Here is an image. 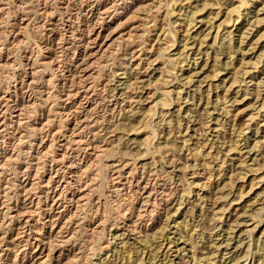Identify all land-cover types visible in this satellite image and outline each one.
Instances as JSON below:
<instances>
[{
	"label": "bare ground",
	"instance_id": "obj_1",
	"mask_svg": "<svg viewBox=\"0 0 264 264\" xmlns=\"http://www.w3.org/2000/svg\"><path fill=\"white\" fill-rule=\"evenodd\" d=\"M39 1L45 3L44 7L41 10V13L42 14L47 13L48 15L51 16V18H53L52 16H53V14H55L54 13L55 10L48 9V7H47V1L48 0H37L36 2L38 3ZM57 1H59V0H57ZM257 1L258 0H179V1L178 0H172L171 1L172 3L168 2V9L165 10V14L163 13L164 14V17H163L164 22H162L163 24L166 23V25H168V22L166 21L167 17H169V15L173 16L177 11L176 10L177 8L175 9V7H174L175 5H180L182 7V9L185 8L184 7L185 5L191 7L190 11L186 12L187 14L185 13L186 17L184 16V19H183L184 22L182 21L183 22L182 25L184 26V29L183 30L181 29L182 32H180V34L181 33L182 34L180 36L181 37L180 41H182L183 43H181L179 45L182 47L181 48L179 47L178 48L179 51L177 52L178 54L173 55V57H172L175 59V64L177 63V65H174L171 69H165V67L162 68L163 65H162V67H161V65L156 66L152 70L157 69L156 71H159L158 77L156 76V77H154V79H152L153 77L149 78V76H148L149 79H147L145 77L147 79V80H145L140 75L142 73V71H140V69H139L141 66L140 65L141 61H142L141 59H140L141 61L136 62V64L135 65L133 64V66H128V64H130V63H126V64L124 63V65L121 66V69H123V71L119 72V73H122L120 76L121 78L119 80H121V79L123 80L120 83L124 84V86L118 90V91H120V93H118V91H117L115 94L113 93L112 95L114 97H116L117 93L120 94L118 96L121 100H119V98L117 99V97H116L115 98L116 99L115 105H118V107H119V109L117 108L118 114L121 115L122 111H125V114L122 118H119V119L116 118L115 120H113V119L109 118L108 123L105 125H103V123L101 125H99L100 123L98 121V117L91 118V117H93V116H91L92 113L96 111L98 104H99L98 103L99 101H94V99H95L94 98V94H95L94 77L96 75L95 74L96 70L94 69L93 66H95L97 63H100V62L102 64V60H103L104 55H106V52H108L112 48H114L115 45L117 43H119L120 41H123V40L133 41L134 38L139 37V35H141V33L138 34L139 29H141L140 26H141V24H144V23H138V24L131 25L130 29H128L126 31H121L118 35H115V33L118 30L119 26L122 25L124 22L128 23L130 21H133L134 19L136 20L138 18L137 16H138L139 12H142V13L150 12L151 9L154 6H156L157 3L162 2L161 0H152V1L149 0L148 2L141 0L138 4L136 2V4H137L136 6L133 5L134 8L130 7L129 9H127L126 7H122L123 9H121V10H119V8L116 5H114L113 1H112L113 4L111 2H109V3H111L110 6H109V4L107 6L105 3L102 4V3L96 2L92 6L90 5L92 7L93 11L91 12V17L88 15L89 16L88 18L86 16L80 15V13L83 12L82 8H81L82 5L80 7L79 6L77 7V8H80V11H76L74 13H73V11L72 12L67 11L68 9H65L64 11H63V9H60L61 17H59V19H58L59 22L58 21L49 22L51 24V26L46 28V29H50V31L52 32L51 35H53V37L51 36L49 41L43 40V42H44L43 46L40 44H37V47L39 46V48H41V49H44V47H45L47 54H48L47 56H45L46 58L43 60H40L41 62H39L40 64H38V66L39 65L42 66L41 69L37 70L36 65H35L39 61L40 57L34 59V61L32 60L33 61L32 64L29 62L24 63V66H26V68H28V67L31 68V71H28L29 69L25 70L26 69L25 68L20 73L21 75H18V78H20V80H19L20 85L18 86L19 83L15 84V86H14L15 89H12V90H10V88L6 87L5 91H3V93L0 94V136L4 135V133L5 134L11 133V135L13 136L14 130H17L18 133L21 132V136L24 135L23 130H24V132H25V130H30V131L32 130L33 132L35 131V133L36 132L41 133L43 131L45 132L46 130L49 129V127H47V126L50 123V116H47L46 120H42L41 117L39 118V116H42V113H41V115H38V111H39L37 109V104H39V103H37L38 100H37V98H34V96L32 95L33 93H30V95L28 93L30 91L33 92V89L37 86L36 84L39 83V80L37 79V76H36L37 71H39V70H45L46 71L49 69H50V71H55L56 69H57L56 71H58V70L62 71L63 70L64 72L62 73L61 77H63V75L67 73L64 76L63 84L66 85V82H67L66 80L68 79V81H70L69 88L67 91H65V92L63 91V93L60 91V93H57L55 97H57L59 105L61 103H63L62 109H65L70 104H71V107L69 108V110L66 113L62 112L63 110L57 111V113H60L63 116L65 115L66 116L65 118H67V119H73L74 125H72L71 128H68L67 127L68 125L66 126L69 129L70 134H66L64 132V129L62 130L60 128L53 130L52 135L54 136L55 139H57L56 137L59 135H64V138H62L61 142L59 143L60 146L58 148L61 150V152H59V153L55 152L56 148L54 147V143H50V142H49V144H47L48 147L44 151H43V149H41V151L45 154H48L47 152H49V151H53L52 154H54V152H55L54 156L53 155L52 156L54 157L55 160H57V162L60 161L62 163L67 161L66 157H67V155H69V154L66 155L65 149L72 147V145H76V147L78 149L82 148L86 152L88 151V149L101 150L97 154L93 153L95 155V158L94 159L92 158L93 160H91V159L89 160L90 162H88V163H90V165H92V163H94L95 160L98 159V156H100V154L103 152L105 153V155L107 157L110 156L111 158L113 157L112 155L120 153L122 156H124V161L126 160L125 157L129 158V160L127 159L128 161H130V158L134 159V160L132 159L133 162H128L127 160H126V162H123V159L121 162V161H119V160H121V158L119 160H117L119 162H117L115 160H114V162L109 161V163L104 161L103 165H104V168L107 167L110 170L111 169L113 170L112 177H111V179H109V181H112L111 182L112 185H110V184L108 185V186H111L110 189L112 191H115L118 193V192H122V191H119L121 189L129 190L128 192H130L132 195H136L139 199V202H141L140 205L138 206V208H137V206L134 208L131 207L132 209H129V208L124 209L123 208L120 212V214H121L120 219H118L117 222L115 221L116 222L115 227L125 228L129 232L132 231L133 234L138 235L139 245L130 244V245L126 246L127 241L122 240L120 242H123L122 244L125 247H123V248H121V247L118 248V246L113 247L114 254L113 253L109 254V253L104 251L105 252L104 255L103 256L101 255L99 257L100 260L96 264H116L115 263L116 258L113 259V256H112V255H114V257H115L116 254H119V257H120L119 260H122V261H120L122 264H171L172 262H174V264H185V263L186 264H205V262H209V261H210L209 263H212V260L214 259L212 257V255H216L215 252L214 253L211 252L212 253L211 254L210 251L206 249L208 247V245L199 247V246H197V243L199 241H203L205 243L212 242V240H209V239L210 238L212 239V237H213L211 229L214 228L213 227L214 225H212L209 220L214 221V219H216L217 221H220V222L225 221L224 220V217H225L224 213H225L226 209H228V208H226V206L223 204L220 207H218V209H217L216 208L217 206L215 207V205L218 202L217 199H220L223 196L222 190L228 185H232V187H233L234 183H235L233 176H232L234 173L232 175L229 174V176L227 175V177L226 176L224 177V174L226 173V172L224 173V170H225L224 163H226L225 159H227L226 156H229L230 153L235 151V152L239 153L238 158L241 160L240 162L242 164H245L244 162H245L246 158L243 157L244 153L242 154V151H241L242 149L239 150V147H238L239 145L236 144L238 139H235L234 142L229 143V148L225 152H223L224 149L222 150L223 147L221 145V142L219 145L218 133H217V137L215 139L213 137L211 139H210V137H208L207 129H209V128L212 129V124H210V121L212 119L210 118L209 109H207V107H204V108L202 107L203 108L202 111H198L200 109L191 110L192 109L191 107H189L187 109L189 112L190 111L192 113L194 112V114L192 116L193 119L190 117V120L192 119V121H193V126H194V124L195 125L199 124V125L196 127L195 126L192 127L190 129V131H192L191 133L187 132L188 128L190 127V125L189 126L187 125V130L185 131L184 134H182V132H183V129L181 127V120L182 119L178 116V114H180V111L182 108V105H181V100H182L181 90L182 89L180 90L179 88L176 89L174 87L170 88V87L166 86V89H163V90L160 89L162 91L161 95H163V98L159 97V99H158V97H157V100H155L156 97L155 98L153 97L155 92L150 94L151 90L147 91L149 88L146 90V87H148L151 84L154 85V83L156 84L157 81L162 80L161 82H164L163 81L165 79L164 77H168V76L163 75L164 72H169V74H170V71H172L174 69H175V71H177L176 68L179 70H183L185 62L188 65L187 59H190V56L192 55V53H197V51H198V53L201 54L202 52H204V54H206V57H205L206 62L204 61V64H205V66L206 65L211 66L210 67L211 68L210 74H212V77L213 76L217 77V75L222 70L221 68L223 66H225V65H228V67L230 66L231 71H229V72L231 74L229 75L230 78L228 80V82L229 81L230 82L227 85L224 84V82L226 81L225 79H227V77L225 76L226 78L223 77L221 79V81L217 82L216 84H213L212 81L209 82L208 87L205 89L203 88L204 90L201 88V86H198L193 91V95L191 97L192 101H193V105L198 104L197 100H199L201 102L203 100L202 104L205 103L204 105H209L211 102H213L214 105L212 104V106L214 109L217 110L218 105L220 104L219 105V106H221L220 111L222 110L223 114L226 117H224L225 119L223 122H221V120H219V118H217L216 122H215L216 125L213 122V124H214L213 128L216 126L215 131H219V133H220L222 131L221 129L223 127L225 128L226 124H229L232 126L233 132H237L238 133V134L236 133L237 135L241 134V132H243V130H244L243 126L246 125L247 123L246 124L245 123L240 124V123L236 122V120H237L236 118L238 117L237 115H239V113L241 111H244L246 109H251L253 106L255 108V105L259 104V103H256L259 101V99H262V102L259 101L261 104V107H258L259 109H257L258 112L255 114V117H256V115H259L261 113L260 110H262L264 108V97L261 96V92H262L261 88L262 87L260 88L261 85H264V81H261L264 78L259 80V81L254 82L255 87H253L254 89H253L252 94H251V96L253 95L252 98L246 100V102H247L246 106H244L242 108H239V106H237L234 109L235 112H232V110H231L233 108L232 103L230 102L231 104L230 103L228 104L227 102H229L230 100H232L233 103H235L237 101L238 102L242 101L243 99H245V96H247L246 94L249 93L248 91H250V89L244 90V93L242 92V94H241V95H243L244 98L239 99L237 96L240 95L239 89H241V88H238L235 91V96L234 97L232 96L233 99H230V98H228V95H225V91H224V95L220 94L218 88L221 87L220 86L221 84L222 85L224 84V86H227L226 88L224 87L226 92H229L230 89L233 90L235 88L236 82L238 84V82H240V81L242 82V80L245 81V78H243V79L239 78V76L243 77V73H244V71H243L244 69L241 70L240 65H239L240 64L239 61L240 60L242 61V56L235 63L234 58H233V53L238 51V50H240V53H242V50H244L241 43L244 41V38L246 37L244 32H246L247 28L245 29V31L242 30L244 27V24L241 27H239V30L241 31V35L239 37L238 43H234L235 41L232 42L233 41V35H231V34L233 31H232V29L231 30L227 29L223 34L225 35L224 37H228V40L223 41L221 44H219L218 47H219V49H222V50H221V52H219V50L216 51V53H214V55H213L214 56L213 58L211 57L210 52L207 49L208 47L206 49L203 48V49H205V51H203L201 47L203 46V43H206L205 41H206L207 37L209 36L211 29L214 28L213 19L218 15V12H219V11H217V12L214 11L215 8H213V6L219 4L218 5L219 8H220V6L224 7L223 8L224 12L222 13V15H224V17L219 23H217V30H216V33H215L214 38H213L214 42H215V41H217L216 39H217V36L219 35L220 28L223 25L222 23H224L225 25H228L232 20H235V19H232L233 16L230 17L231 13L237 14V20H238V18L243 14L240 7L241 8L243 7L247 10V8L249 9V7L251 6V4H252L251 2L256 3ZM236 2H238V3L235 4ZM75 4H77V3H75ZM160 4H157V6ZM162 4H163V2H162ZM157 6H156V8H157L156 10H158V12H156V13H160L159 12L160 9H158L159 7H157ZM186 8H188V7H186ZM3 10L0 7V12L3 13ZM27 10H25V11L27 12ZM35 10H37V12L40 11L38 9H35ZM203 10H205V11L203 12ZM216 10H218V9H216ZM85 12H86V10H85ZM87 12H88V10H87ZM112 12H113V14H112ZM179 12H180V10H179ZM119 13H126V16H125L126 18L124 20L122 19L123 21H119V23L116 22V25L112 27V25H110L109 23L115 17H117V15H119ZM228 13H229V15H228ZM178 14L179 13H176V15H178ZM245 14L247 15V14H249V12L246 11ZM27 15L28 14H25L24 16H22V18H21V20H19V22L16 21V22H13L12 24L10 23V25L12 26L11 30L17 29L15 31L16 32L15 39L13 40V41H15V43H22V40L23 41L26 40L25 38H24L25 40L22 39L21 35H23L25 30H27V28L30 25L29 23L31 21H28L23 25L20 23L25 22L27 19L28 20L31 19L30 16H27ZM82 15H83V13H82ZM157 16L158 15H155L153 17V19H155ZM139 17H140V15H139ZM49 18L47 19V21L49 20ZM153 19H152V21H155ZM52 21H54V20H52ZM198 22H201L203 25H206V26H204V28H201L202 27L201 26L202 24H201V25L196 27ZM259 22H260V20H259ZM0 23H1V19H0ZM60 24H62V26H63L62 30L59 27ZM163 24L160 27L158 26L157 30L159 28H160V30L156 32V37L158 39H161L160 37L162 35L163 36L165 35V37L162 39L163 40L166 39V40L163 41L161 39L162 42L161 43L159 42L160 45L158 44L159 46L156 47L155 51L152 52V55L154 53L156 54V55H154V57H152V59H151V55H148V56L145 55V58H147L145 60V63L148 64L147 67L144 66L145 71L148 69L149 66H151V64L153 65L154 63H156L157 59L158 60L159 59L160 60L165 59V58L162 59L161 57H164L163 55L166 56L165 53H167L168 50H170V49H168V47H169L168 43L172 44V41L168 42V41H170L169 40L170 37H169V39L167 38L168 35H171L172 37H174V42L176 40H178L177 36L179 34L176 35V33H175L176 30L173 31L170 28H167V26L165 28V26ZM233 24H234V21H233L232 25ZM41 25L43 26L42 22H41ZM182 25H181V27H182ZM194 27H196V28L194 29V31L191 32V29ZM42 28H44V26ZM155 28H156V26H155ZM223 28H225V27H223ZM102 29H108V32L106 34H104V38H103L104 41H101V43L98 44L99 37L102 36V34H103ZM2 30L7 31L6 28H5V30H4V28ZM3 31H2V33H3ZM137 31H138V33H137ZM8 32L7 33L5 32V34H8ZM86 33H87V36H86ZM258 33H261V32H258ZM262 36H264V32H263V34H259V36H257V39H255L256 40L255 43H257L258 39H260ZM0 38H1V36H0ZM190 38H192L193 40ZM109 39H111V41H109L107 43V41ZM155 40H157V39H155ZM189 40H192L191 41L192 44L190 43ZM174 42H173V44H175ZM197 42H199V47H198V49H196L197 51L194 52L195 51L194 50V47H195L194 44H196ZM96 43H97L98 47L95 49L94 45ZM133 43H134V41H133ZM153 44L150 46L152 47ZM207 44H209V43H207ZM212 44L213 43H211V45ZM248 44H249V49H252L256 46V44L253 45V42H248ZM3 45H5V44H3ZM3 45L0 44V54L3 53V47H4ZM54 45H57L58 48H60V53H67L68 51L74 49V52H73L74 55L82 54L81 61L76 65L77 68L75 66L73 67L72 66L73 64L71 65V67L68 65L69 63L67 65H65V62L63 61L65 58L63 60H60L59 59L60 57L58 58V55H57L58 53L56 54L54 51ZM134 46L135 47L132 50V52H133L132 58H130L132 60L138 59L141 57L140 53H138V52H141V48L136 46V45H134ZM170 46H172V45H170ZM151 47H148V48H151ZM261 47H264V45ZM191 49H192V51L189 52ZM8 50H9V48H8ZM223 50H225V51L223 52ZM111 51H113V50H111ZM150 51H151V49L146 48L145 51L144 52L142 51V52L144 55V54H148L147 52H150ZM169 53H170V51H169ZM220 53L226 57V59L223 63H222L221 58H220V56H221ZM174 54H176V53H174ZM260 54H261L260 56L264 55V49L261 50ZM7 56L8 55H6V59L4 58L5 59L4 61H2V62L0 61L1 68L2 67L8 68L12 64L9 61L10 58H8ZM167 56H169V55H167ZM171 56H169V57H171ZM169 57H167L168 60H169ZM194 57H195V55H194ZM210 57H211V60L209 59ZM19 58L21 59V57H19ZM195 58L193 60L197 59V58L196 59ZM14 60H15V58H14ZM27 60H29V59H27ZM70 60H72V59H70ZM191 60H192V57H191ZM212 60L214 61L212 64L208 62V61H212ZM22 61H23V59L21 61H18L19 63H21L20 66H22V64H23ZM171 62H173V61H171ZM162 63L164 64L163 61H162ZM159 64H161V63H159ZM189 64H191V61ZM219 65H221V66H219ZM11 66H13V65H11ZM20 66L14 65L15 68H18ZM132 67H134V70H132ZM65 71H67V72H65ZM116 71H118V70H116ZM175 71H174V73H175ZM190 71H192V67H191V69L189 68V70L187 72H190ZM13 72H14L13 76L16 75V77H14V79L16 81L17 80V74L15 71H13ZM133 72H134V74H132ZM177 73H178V71H177ZM196 73L194 71V72H191V74L186 75L185 72H181V75L184 79H186V83L189 82V84H190L193 76ZM206 73L208 74L209 72L207 71ZM241 73H242V75H240ZM23 74H24V76H23ZM157 74H158V72H157ZM51 75L47 79L44 78L43 79L44 81H41V82L42 83L44 82L48 85L52 84L53 83V77ZM134 75H136V76H134ZM152 75H154V74H152ZM174 75H176V73ZM181 75H179V76H181ZM177 76H178V74H177ZM24 77H27V78L25 79ZM140 77L143 79H140ZM108 80H109L108 81V83H109L112 79H108ZM201 80H203V78ZM140 82H141V84H139ZM163 84H165V82ZM24 85H26V88ZM140 87H143V88L140 89ZM150 87H153V86L151 85ZM144 88H145V92H148L147 95L146 94H145L146 96H144V94L139 95V89L143 90ZM106 89H107V87H106ZM116 89H117V86L112 85L110 87L109 91L115 92ZM157 89H158V85H157ZM42 91L44 92L45 89ZM137 91H138V93H136V95H133V93L137 92ZM196 93L197 94L199 93L198 98L196 97L197 96ZM172 94H175L176 96L173 97ZM227 94H229V93H227ZM212 95H216L215 100H213L214 98L212 99ZM25 96L30 97V99L27 98L28 99L27 100L26 98H24ZM143 96H144V98H143ZM168 96H169V98H168ZM170 96H171V98H170ZM151 97L154 98L151 100V102L154 100H155V102H152V104L151 103L149 104L148 101H150V100H148V99H151ZM48 99H49V94L45 97L44 100L48 101ZM253 99H255V101H253ZM110 100H111V98H110ZM146 100H147L146 104L148 103L149 106H146V105L143 106L142 105V103L145 102ZM175 100L177 101V106H178V113L176 115L177 117H176V121H175L176 125L172 124V122H173L172 118H168L171 115V114H169V108H170L171 104H173V101H175ZM126 101L129 104L128 107L123 106V104L126 103ZM134 102H136V104H139V106L138 105H137L138 107L134 106V104H133ZM191 104H192V102H191ZM59 105H57V106H59ZM159 105H160V108L158 109L159 120L156 121L155 123L154 122L148 123L149 121L144 122L143 118L145 116H147L148 114L154 113L153 112L154 106H155V108H157L156 106H159ZM228 107H230V108H228ZM105 109H107V108H105ZM155 112L157 113L156 109H155ZM230 115H231V117H230ZM253 115L254 114H252L250 112L248 115L249 118L247 117L246 119H248V120L252 119ZM69 116L71 118H69ZM113 116H115V115L113 114ZM152 116H153V114H152ZM32 117H33V121H35V122L30 123L29 120H31ZM149 117H151V115ZM146 119H148V118H146ZM146 119H145V121H146ZM229 121H232V122L229 123ZM259 122H263L261 124V126H263V129H262L263 135H262V138L258 137L259 139H256L253 141L255 143H253L254 145L252 144L253 145L252 148L255 149L257 146H259L260 152H259V150L257 152H259V155L261 154V158L257 154L258 156L257 157L255 156V158H254V160H255L254 164L250 165L249 168L247 167L249 165L245 164V165H247L246 169L250 172L249 175L247 174L248 173L247 171H244L241 173V170H243L242 168L244 165H240V166H242V168L238 172L239 173L238 177L240 179H242V182L238 184V187L236 186V193L233 195L234 197L231 199L232 200L231 204L233 203L234 205H236L235 206L236 208L234 207L236 210L238 209V207H237L238 204H242L241 208H239V209H243L244 213L247 212L248 209L246 207H247V205H249L246 203V201H250L253 197L256 199V197L258 198V196H260L264 192V184H262L260 189H258V191L255 193V195L253 197L246 199V197L248 195H251L249 193H253L254 191H256L255 189H256V186L258 185L259 181L264 180V116L262 118V121H258L257 124ZM164 126H165V128L163 129ZM217 126H220V127H217ZM10 127L13 128L11 131H10ZM166 127L168 130H166ZM260 127L258 126L257 130H256L258 134H259ZM164 131H165V133L162 134V132H164ZM32 134H34V133H32ZM88 134H90V137L88 136ZM102 134H106V136L104 137V136H102ZM111 135L112 136L115 135L116 137L111 139L109 137ZM187 135H189V136L187 137ZM87 136L89 137L88 139L85 138ZM197 136H199L198 139L201 138V140H200L201 142L198 144L199 141L196 140V142L194 141L195 142L194 144H190L191 143L190 140L192 138L194 139ZM19 137H20V134H19ZM108 137L111 140L110 139L108 140ZM42 139L43 138L41 137V140ZM42 141H43V143H41ZM42 141L40 142L41 144H39V145L41 147L43 146V148H44L45 146L43 144H44L45 140H42ZM97 141H102L104 144H106V143L111 144V147L110 146H109V148L108 147H102L104 145H100ZM133 143H134L135 147L130 148L129 146H131V144H133ZM120 145H122V146L127 145V146H125L126 147L125 149H122V148L120 149ZM74 150H75V148H74ZM237 150H239V151H237ZM76 151H78V150L76 149ZM156 152H158L157 154L160 155L159 161H158V159L156 160V157L154 155H152L151 161H149L150 160V158H149V160H148L149 162L148 161L141 162L140 166L142 169V171H141L142 174L140 175V178H136V176L138 177V175H139V172H138V175H135L137 173V170L139 169V166L137 165L136 159H139L140 157H145V156L147 157V155L149 153L154 154ZM38 155H40V154H38ZM84 155H85V153H84ZM70 157H73V156H70ZM5 158H6V160H8L10 158V156L8 155ZM88 158H89V156L87 157V160H88ZM70 159L71 158L68 159L69 162H67V165H66V167H68V169H69L67 181H61V180L59 181V178H58V181H56L58 175L55 173L56 172L55 171L54 172L55 174L54 173L50 174L44 181H33L31 183V185H28L29 184L28 180L30 178V174L25 173L26 176H25L24 181H23L24 183L21 182L19 184L20 188L23 191V193L20 195L21 197L16 196L17 198L15 199V204H11V205L6 206L8 209V212H9L8 215L10 217V220L16 221V223L14 225H16V224H18V225L15 227L16 228V232H15L16 234L12 238L8 237L9 240H6V236H5L6 234L2 235L0 233L1 234V236H0V251H1L0 252V261H2V260L4 261V259H5L4 256H6L10 253H13V252L15 253V258H16V256L18 257V254L21 251V250H19V248L21 247V245H23L22 242L24 241V244L29 245L32 248H33V243H35V248H33L32 252L36 251L37 249L41 250L39 252V254L36 256V262L34 264H45V263L49 264V262H52V261H53L52 263L55 262V264H74V263H78V260H80V259L84 260L83 263H88L89 259H88V257H86V258L83 257L82 250L77 249L78 250L77 252H74L72 255H70L69 253H65L64 248H63L67 245V243L70 241V239L73 238L72 236L76 235V234L72 235L73 232L71 233V222L77 217H78L77 219H82V220L88 219L87 214L83 213L84 215L79 216L80 215L79 211H82L83 208L86 205H88L89 200L92 198V197L90 198V196L92 193L91 187L93 186V181H88V182L84 181L85 185L83 186L82 181H73V180L71 181V180H69V179H74V178L78 177V174H77L78 173V167L81 166L79 163L80 161L75 162V160H74L75 158H73L72 160H70ZM82 159H84V158H82ZM182 159H184V160L182 161ZM1 161H0V169H2V167L5 165L4 163L6 162V161L5 162L4 161L1 162ZM96 162H98V161H96ZM139 163L140 162H138V164ZM167 164L172 165V168H174V170H175V168H178L176 166L179 165L180 168H178V169L180 170V172L179 173L175 172V174H171L170 170H168L166 168ZM87 165H89V164H87ZM103 165L101 164V166H103ZM130 165H132V166H130ZM150 165H152V167H154V168L151 167V169H146V167H148ZM94 166H95V163H94ZM101 166L100 167L98 166V167L101 168ZM85 167L87 168L88 166H85ZM85 167L83 166L82 168L84 169ZM128 167L130 168L129 170H127ZM62 169H64V167H62ZM244 169H245V167H244ZM159 170H161V173H159ZM171 170H173V169H171ZM126 171H127V175H125ZM151 171H153V172H151ZM145 173H147V174H145ZM162 174H165L168 177L167 179H170V180L176 182L175 186H174V190H173V193H174L173 198H175L178 195L179 199H177V200H179V201L176 202L177 207L175 208V211H178V209L181 207V205H183V203L186 201L187 197H193L194 199H192V198L187 199L188 202H187L186 206L188 204H191V205H188L186 213L189 212L191 216L193 215L192 217H195V216L199 217V219H197V220L195 219V223H197V224L193 223L192 225H190V223L188 224L187 222L186 223L184 222V224H183V223H181L182 221H176V218H172L173 221L175 222L174 224H177L176 228H178L177 234L179 236L178 237L176 236V238H171V235L169 234L170 235L169 236L168 232H165L166 228H168L167 226L169 225V219L171 217V214H169L170 211L168 210L166 205L164 206V209H163L164 210L163 214H165V218H164L165 220L164 221H161V220L160 221L159 220L154 221L153 222L154 224L149 228L147 227V224L149 225V223H151L150 221L147 222L146 224H143V225L141 224V222L143 220H146V217L149 216V214L153 212L152 211L153 207L155 206V204L158 201V195L163 194L166 191L165 189H161L162 188L161 183H160V186H157V182L160 180L159 178ZM188 174H190V175H188ZM147 175H150V176H147ZM151 175H153V177H151ZM1 176L2 175H1V171H0V178H2ZM95 176H97V175H95ZM175 176L178 177L177 180H175ZM142 177H143V179L140 182V179ZM61 178H64V177H61ZM133 179L137 180L135 184L133 183L134 182ZM214 179H216V180H214ZM219 179H220V181H219ZM162 180H164L163 177H162ZM212 181L214 183L217 182L218 189H216V190L219 191L220 193H222V195H220V193H219V195H217L214 200H213L212 195H211ZM38 183H40V184L42 183V185L39 184L37 186ZM221 183H223V184H221ZM162 184H163V187H165L166 183L164 182ZM102 186H101V188H102ZM134 186H136L135 189H134ZM96 187H97V185H96ZM170 187H171V185H170ZM232 187H231V189H232ZM35 188H39V189H38V192H35L36 195L33 198L32 197V191ZM98 190H97V192H98ZM201 190H203V191H201ZM1 191L2 190L0 189V194L2 193ZM67 192H69L71 194V196H68L69 199L67 198V195H66ZM107 195H106V198H108V196H110V195H108V196ZM119 196H121V195H119ZM50 197L51 198L53 197V200H52L53 202H51L50 203L51 205L47 208V209H49V211L47 210L49 212L48 216L46 217L47 219L44 222H41V224L43 226H39L36 228L35 227L36 225H34L32 222V220H34L35 214L37 213L36 208L33 207V204H34L33 200H35V198H36V199H40V201L41 200L46 201ZM12 198H13V196H12ZM103 198H105V197H103ZM97 199H99V198H97ZM209 200L211 201V205H209V207H206L207 201H209ZM69 201H71V202H69ZM114 201L116 202V200H114ZM253 202H254V200H253ZM253 202H251V204ZM99 203H100V201L98 200L97 201L98 206L96 209L94 207V209L96 210L95 211L96 214H98L100 212L101 220L99 222H97V224L94 227H92V230L95 229L96 231L97 230H99V231L103 230L104 231V229H106L105 221L107 219H106V216L103 214V212L99 211L100 209H102V203L103 202L100 203L101 205ZM72 204H73V206L71 207ZM212 204H214V207L212 209H210L211 208L210 206H212ZM104 206H107V205H104ZM3 207H4V205H3ZM40 207L41 206L38 207L39 210H40ZM229 207H230V205H229ZM42 208H43V206H42ZM43 209H45V208H43ZM120 209H121V207H120ZM199 209H200V212L198 211L199 212L198 214H194V212H195L194 210H199ZM256 210H257V208H256ZM0 212H2V211H0ZM82 212H85V211H82ZM172 212H173V210H172ZM239 212L240 211H238L236 213V214H238L237 217L230 224H228L227 228L225 227L227 233H229L230 231L233 232V228H235V227H233V225H234L233 223L240 222V221H238V217L242 213L239 214ZM95 213H94V215H95ZM37 214H39V213H37ZM41 214H42V212H41ZM132 215L136 216L135 220H132V218H131ZM252 215L254 216L253 218H255L257 216L256 212H253ZM216 216H218V217H216ZM250 216H251V214H250ZM126 217H128L130 222H125V220H122V218H126ZM214 217H216V218H214ZM62 218L65 219V220H62L64 222H61ZM0 219H2V218H0ZM186 219H188V218H186ZM261 219L262 218L260 217V220ZM6 220H9V218ZM138 220H139V222H138ZM5 221L2 220L0 222H5ZM41 221H42V219H41ZM196 221H198V222H196ZM208 221L211 225L208 224ZM78 222H80V221L78 220ZM119 222H122L123 225L122 224L120 225ZM161 222H164V223H161ZM191 222H193V221H191ZM258 222H260V221H258ZM45 223H48V227H50L49 230H47L45 228V226H46ZM140 224L142 225V227L138 229L136 225L140 226ZM156 224H157V226L155 228L154 226ZM2 225H4V224L2 223ZM188 225H190L189 229H188ZM0 226H1V224H0ZM1 227H0V231H2ZM78 227H79V225H78ZM44 228L46 231L42 232ZM98 228H100V229H98ZM5 231H7V230H5ZM74 231H76V230H74ZM117 233L118 232H115L114 234L117 235ZM122 233H124V232L119 233L120 236ZM101 234H103V232ZM128 234H130V233H128ZM195 234H199V235H197L198 237L200 236L199 240L195 239ZM116 235H113V236H116ZM186 236H188V237H186ZM206 237H208L207 241H206ZM181 238H184V240L180 241V242H183L184 244H188L187 241H190L189 242L190 243L189 252H191V253L189 255L190 256L189 260H187L185 263H183L182 261L184 260L185 257H188V255L185 256L184 254H186V253H182V252L187 248L184 245H179L178 241ZM259 238H257V243L259 242L258 241ZM228 239H231V238H228ZM3 242H5L4 244H6L5 248H3L1 246ZM213 242H214V240H213ZM109 244H111V243L108 242L102 248L111 247V246H109ZM171 244L173 245V247H175V248H173L174 251L176 252L175 254H177V256L175 258L171 257V255H172V252H170L172 250ZM229 244H230V241H228L226 245L228 246ZM241 244H243V243L242 242L239 243L238 246ZM250 244L248 245L249 248L251 247ZM201 245H203V244L201 243ZM220 245H221V243H219L218 246H220ZM56 246L61 247V249L59 248L60 249L59 254L55 259L54 255L52 256V250H54V248ZM24 248L23 249L20 248V249L23 250L22 252H24V256H26L28 253L26 250H24ZM257 248L258 249L255 252L256 255L258 256L257 259L259 261V263L257 262V264H264V244H263V246H260ZM247 250H249V249H246V252L243 253L244 254L243 256H239L237 254H234L235 256H233V258L231 259L232 264H250V262L247 263V259L249 258ZM250 251L251 250H249L248 252H250ZM108 252H109V250H108ZM241 252H243V251H241ZM230 256H232V255H230ZM59 257H61V258H59ZM111 257H112V259H111ZM53 258H54V260H53ZM176 258H178L179 261L176 262L175 261ZM211 258H212V260H211ZM240 260H241V262H239ZM223 263H224V261L221 262L220 264H223ZM3 264H6V262H3Z\"/></svg>",
	"mask_w": 264,
	"mask_h": 264
},
{
	"label": "rangeland",
	"instance_id": "obj_2",
	"mask_svg": "<svg viewBox=\"0 0 264 264\" xmlns=\"http://www.w3.org/2000/svg\"><path fill=\"white\" fill-rule=\"evenodd\" d=\"M37 0H0V7L2 8V10H3V13L2 12H0V19H1V23H0V36H1V38H0V44H5V45H3L4 47H3V53L2 54H0V61L2 62V61H4L5 59H6V55H8L7 57L8 58H10V62L12 63L11 65H13V66H9L8 68L7 67H2L1 68V66H0V94L1 93H3V91H5V89H6V87H8V88H10V90H12V89H15L14 88V86H15V84H17V83H19V80H20V78H18V75H21L20 73L26 68V66H24V63H27V62H29V63H31L32 64V62L34 61V59H36V58H38V57H40V59H39V61L35 64L36 65V69L38 70V69H41V67L42 66H38V64H40L39 62H41L40 60H43V59H45L46 57L45 56H47L48 54H47V51H46V49H45V47H44V49H41V48H39V46L37 47V44H40V45H44V42H43V40H47V41H49L50 40V37L52 36L53 37V35H51L52 34V32L50 31V29H46V28H48V27H50L51 26V24L49 23V22H56V21H58L59 22V17H61V14H60V9H63V11L65 10V9H68L67 11H70V12H72L73 11V13L74 12H76V11H80V8H77L78 6L80 7L81 5L83 6H81V8H82V11L83 12H81L80 13V15L81 16H86L87 18L90 16L91 17V12L93 11V9H92V5L93 4H95L96 2H98V3H102V4H106L107 6H108V4H109V6H110V4L112 3V1H113V3H114V5H116L118 8H119V10H121V9H123L122 7H126L127 9H129L130 7H132V8H134V6H136L140 1L139 0H59V1H57V0H48L47 1V7H48V9H50V10H55V14H53V18H51V16L50 15H48L47 13H41V10H42V8L44 7V5H45V3H43V2H41V1H39L38 3L36 2ZM56 1V2H55ZM76 1V2H75ZM79 3H78V2ZM82 1V2H81ZM95 1V2H94ZM103 1V2H102ZM119 1V2H118ZM121 1V2H120ZM139 1V2H138ZM142 1H149V0H142ZM152 1V0H151ZM162 2H163V4H162V2H160V3H157V4H160V5H158L157 6V4H156V6L157 7H159L158 9H160V13H156V12H158V10H156L157 8H156V6H154L152 9H151V11L150 12H147V13H142V12H139L138 13V18L135 20H133V21H130V22H128V23H123L122 25H120L119 26V28H118V30L116 31V33H115V35H118L121 31H126V30H128V29H130L131 28V25H134V24H138V23H144V24H141V26H140V28L141 29H139V33H138V31H137V33L138 34H140L141 33V35H139V37H136V38H134V43H133V41H129V40H123V41H120L119 43H117L116 45H115V47L114 48H112L111 50H113V51H108V52H106V55H104V57H103V60H102V64H101V62L100 63H97L95 66H93L94 67V69L96 70V75H95V77H94V88H95V94H94V98L96 99H94V101H99L98 103V107H97V109H96V111L95 112H93L92 113V115L91 116H93V117H91V118H94V117H98V121H99V125H101L102 123H103V125H105V124H107L108 123V119L109 118H111V119H113V120H115L116 118H122L123 116H124V114H125V111H122V113H121V115L120 114H118L117 112V108L119 109V107H118V105H115V101H116V97H117V99L119 98V96L118 95H120V94H118V93H120V91H118L120 88H122L123 86H124V84H122V83H120L121 81H123L122 79L121 80H119L121 77V74L122 73H119V72H121V71H123V69H121V66L122 65H124V63L126 64V63H130V64H128V66H133V64L135 65L136 64V62H139V61H141V66H140V71H142V73L140 74L141 75V77H143L145 80H147V79H149V78H152V79H154V77H158V75H159V71H156V70H152L154 67H156V66H160L161 65V67H162V65H163V67L162 68H164L165 67V69H171L174 65H177V63L175 64V59L174 58H172L173 57V55H177L178 53V51H179V47L181 48L182 46H179L181 43H183L182 41H180V39H181V34H180V32H182L181 31V29L183 30L184 29V26L182 25V23L184 22L183 21V19H184V16L186 17V12H189L190 11V9H191V7L190 6H187V5H185L184 7L185 8H183L182 9V7L180 6V5H175L174 7H175V9L177 10L176 11V13H179L178 15H176V13L173 15V16H171V15H169V17H167V19H166V21L168 22V25H166V23H162V22H164L163 21V17H164V14H165V10H167L168 9V2L170 3L172 0H161ZM179 1V0H178ZM7 2V3H6ZM93 2V3H92ZM108 2V3H107ZM109 2H111V3H109ZM136 2H137V4H136ZM56 3V4H55ZM75 3H77V4H75ZM91 3V4H90ZM112 3V4H113ZM116 3V4H115ZM172 3V2H171ZM238 2H236L235 4H237ZM252 4H251V6L249 7V9L247 8V10L245 9V8H241L240 7V9H241V11L243 12V14L238 18V20H237V14H235V13H231V15H230V17H232V19H235V20H232L228 25H225L224 23H222L223 25H222V27L220 28V31H219V35L217 36V41H215L214 42V35H215V33H216V30H217V23H219L222 19H223V17H224V15H222V13L224 12V7H222V6H220V8H219V4H217V5H215V6H213V8H215L214 9V11H219L218 12V15L213 19V21H214V28H212L211 29V32H210V34H209V36L207 37V39H206V43H203V46L201 47L202 48V50L203 51H205V49L207 48L208 49V51L210 52V55H211V57L213 58L214 56V53H216V51H218L219 50V52H221V50L222 49H219V44H221L223 41H226V40H228V37H224L225 35L223 34L227 29H232V34L231 35H233V41L232 42H234V43H238V40H239V37H240V35H241V31L239 30V27H241L243 24H244V27H243V31H245V29H246V32H244L245 33V38H244V41L241 43L242 44V47H243V49L244 50H242V53H240V50H238V51H236V52H234L233 53V58H234V61H235V63L237 62V60L238 59H240L241 58V56H242V61L240 60L239 61V65H240V69L242 70V69H244L243 71H244V73H243V77H240L239 76V78H241V79H243V78H245V81H243L242 80V82L240 81V82H238V84H237V82L235 83V88L232 90V89H230V91L229 92H226V90H225V88L227 87V86H224V84L225 85H227L229 82H228V80H229V78H230V72L229 71H231V68H230V66L228 67V65H225V66H223L221 69V71H220V73L217 75V77H212V74H210L211 73V71H210V67L211 66H208V65H206L205 66V64H204V61H205V57H206V54H204V52H202L201 54H199L198 53V51L196 50V49H198V47H199V42H197L196 44H194V46L196 47H194V52H196L197 51V53H192V55L190 56V59H187V62H188V65L186 64V62H185V65H184V69L183 70H179V69H177L176 68V70L178 71V73H177V71H175V69L174 70H172V71H170V74H169V72H164L163 73V75L164 76H168V77H164L165 79L163 80L164 82H165V84H163L164 82H161V81H157L156 82V84L159 82H161L160 84L158 83L157 85H158V89H157V85L154 83V85L153 84H151L153 87H150L151 85H149L148 87H146V90L147 91H149V90H151V92H150V94L151 93H153V92H155V94H154V98H155V100H157V97H158V99H159V97L160 98H163V95H161V90L160 89H166V86L167 87H174V88H176V89H182L181 90V98H182V100H181V105H182V108H181V111H180V114H178V116L182 119L181 120V127H182V129H183V132H182V134H184L185 133V131L187 130V125L189 126L190 125V127L188 128V130H187V132L188 133H191L192 131H190V129L192 128V127H196V126H198L199 124H197V125H195L194 124V126H193V121H192V119H193V114H194V112L192 113L191 111L189 112L187 109L189 108V107H191L192 109L191 110H195V109H200V110H198V111H202L203 110V108L204 107H207V109H209V115H210V118L212 119L211 121H210V124H212V129H207V133H208V137H210V139L213 137L214 139L217 137V133H218V135H219V145H220V142H221V145H222V150H223V152H225L228 148H229V143H231V142H234L235 141V139H238L237 140V145H239L238 147H239V150H241L242 151V154H243V157H245L244 159H245V164H248L249 166H247V165H245V164H242L240 161V159L238 158L239 157V153H237V152H232V153H230L229 154V156H226V158L227 159H225L226 160V163H224V167H225V170H224V177L226 176L227 177V175L229 176V174L230 175H232L233 173V179H234V181H235V183H234V186L232 187V185H228V186H226L222 191H223V196H222V198H220V199H217L218 200V202L216 203V205H215V207L218 209V207H220L221 205H225L226 206V208H228V209H226V211H225V217H224V222H220V221H217L216 219H214V221L213 220H209L210 221V223L212 224V225H214L213 227V229H211V232H212V235H213V237H212V239L210 238L209 240H212V242H207V243H205V242H203V241H199L198 243H197V246H207L208 245V247L206 248L207 250H209L210 251V253L211 252H215V254L216 255H212V257L214 258L213 260H212V258H211V260H212V263H209V262H205V264H220L221 262H223L224 261V263L223 264H232V261H231V259L233 258V256H235L234 254H237V255H239V256H243L244 254L243 253H245L246 252V249H249V250H251L250 252H248L249 250H247V253H248V259H247V263H249L250 262V264H257V262L259 263V261H258V256L256 255V250L258 249L257 247H260V246H263V244H264V192L260 195V196H258V198L256 197V199L253 197L254 195H255V193L258 191V189H260V187L262 186V184H264V180H260L259 181V183H258V185L256 186V191H254L253 193H249V194H251V195H248L247 197H246V199H248V198H250V197H253L250 201L251 202H253V200H254V202L251 204V202L250 201H246V203L247 204H249V205H247V212L246 213H244L243 212V209H239V208H241V205L242 204H238V209L236 210L235 208V206L236 205H234L233 203L231 204V199L234 197L233 195L236 193V186L238 187V184L239 183H241L242 182V179H240L238 176V172L241 170V168H242V166H240V165H244L243 166V170H241V173L242 172H244V171H247L248 173V175L250 174V172L246 169L247 167L249 168L250 167V165H252V164H254V162H255V160H254V158H255V156L257 157L258 155H259V152H260V148H259V146H257L255 149H253L252 148V146L254 145L253 143H255V142H253L254 140H256V139H259V138H262V129H263V126H261V124L263 123V122H259L258 124H257V122L258 121H262V118H263V116H264V108L262 109V110H260V112L262 113H260L259 115H256V117H255V114L258 112V110L257 109H259L258 107H261V104H260V102H262V99H259V101L258 102H256V103H259L258 105L256 104L255 105V108H254V106L251 108V109H246V110H244V111H241L240 113H239V115H237L238 117L236 118L237 120H236V122H238V123H247L246 125H244L243 127H244V130H243V132H241V134H239V135H237L238 133L237 132H233V129H232V126L231 125H229V124H226V126H225V128L223 127L221 130V132L219 133V131H215V127L213 128V125L215 124V122H216V119L217 118H219V120H221V122H223L224 121V117H226L224 114H223V111L221 110L220 111V107L221 106H219L218 105V108H217V110L216 109H214L213 108V106H212V104L214 105V103L213 102H211L209 105H204V104H202L203 103V100H202V102L201 101H199V100H197L198 101V104L197 105H193V101H192V95H193V91L198 87V86H201V88L203 89H205V88H207L208 87V83L209 82H211L212 81V83L213 84H216L217 82H220L221 81V79L223 78V77H227V79H225L226 81V83L224 82V84L222 85H220L221 87H219L218 88V90H219V93L220 94H222V95H224V91H225V95H228V98H230V99H233V97L235 96V91H236V89H238V88H241V89H239V94L240 95H238L237 97L240 99V98H244L243 97V95H241L242 94V92L244 93V90H249L250 89V91H248L249 93H247L246 95L247 96H245V99H243L242 101H237V102H235V103H233L232 102V100H230L229 102H227L228 104L231 102L232 103V112H235L234 111V109L237 107V106H239V108H242V107H244V106H246L247 105V102H246V100L247 99H251L252 98V96H251V94H252V91H253V87H255L254 86V82H256V81H259V80H261V79H263L264 78V55L263 56H260L261 54H260V52H261V50L262 49H264V47H261V46H263L264 45V36H262L260 39H258V42L257 43H255V39H257V36H259V34H263V30H264V0H258L256 3H254V2H251ZM19 4V5H18ZM53 4V5H52ZM65 4V5H64ZM122 4V5H121ZM4 5V6H3ZM6 5V6H5ZM35 5V6H34ZM77 5V6H76ZM86 5V6H85ZM91 5V6H90ZM134 5V6H133ZM162 5V6H161ZM66 6V7H65ZM74 6V7H73ZM89 6V7H88ZM161 6V7H160ZM167 6V7H166ZM71 7V8H70ZM73 7V8H72ZM166 7V8H165ZM171 7V6H170ZM186 7H188V8H186ZM218 7V8H217ZM87 8V9H86ZM179 8V9H178ZM28 9V10H27ZM35 9H38V10H40L39 12H37V10H35ZM78 9V10H77ZM155 9V10H154ZM216 9H218V10H216ZM220 9V10H219ZM25 10H27V12L25 11ZM85 10H86V12H85ZM87 10H88V12H87ZM179 10H180V12H179ZM186 10V11H185ZM188 10V11H187ZM206 10V9H205ZM205 10H203V12L205 11ZM36 11V12H35ZM95 11V10H94ZM163 11V12H162ZM185 11V12H184ZM246 11H248L249 12V14H245V12ZM114 12V11H113ZM113 12H112V14H113ZM154 12V13H153ZM37 13V14H36ZM82 13H83V15H82ZM164 13V14H163ZM182 13V14H181ZM186 13V14H185ZM4 16H3V15ZM25 14H28L27 16H30V18L31 19H27L25 22H23V23H20V24H25L26 22H28V21H31L29 24V27L27 28V30H25V32H24V34L23 35H21L20 37L22 38V39H24L25 41H23L22 40V43H15V41H13L14 39H15V35H16V30L15 29H12L11 30V28H12V26L10 25V23L12 24L13 22H19V20H21V18H22V16H24ZM226 14V13H225ZM89 15V16H88ZM139 15H140V17H139ZM142 15V16H141ZM155 15H158L155 19H153V17L155 16ZM176 15V16H175ZM228 15H229V13H228ZM50 18H49V17ZM126 13H119V15H117V17H115L112 21H110V25H112V27L113 26H115L116 25V22L117 23H119V21H123L126 17ZM49 18V20L47 21V19ZM171 17V18H170ZM142 18V19H141ZM182 18V19H181ZM260 18V19H259ZM123 19V20H122ZM152 19L153 20H155V21H152ZM250 19V20H249ZM260 20V22H259V20ZM44 20V21H43ZM52 20H54V21H52ZM162 20V21H161ZM177 20V21H176ZM181 20V21H180ZM3 21V22H2ZM114 21V22H113ZM152 21V22H151ZM183 21V22H182ZM233 21H234V24L232 25V23H233ZM258 21V22H257ZM41 22H42V24H43V26H44V28H42L43 26L41 25ZM154 22V23H153ZM180 22V23H179ZM49 23V24H48ZM153 23V24H152ZM148 24V25H147ZM164 25L165 26V28H166V26H167V28H170L171 30H173V31H175V33H176V35H178L177 36V39L178 40H176L175 42H174V37H172L171 35H168L167 36V38L169 39V37H170V41H168V42H171L172 41V44L171 43H168L169 45V47H168V49H170V50H168V52L167 53H165L166 54V56L165 55H163L164 57H161L162 59L163 58H165L164 60H156L155 62L157 63H154L153 65L151 64V66H149L148 67V69L145 71V67H147V63H145V60L147 59V58H145V55L146 56H148V55H151V59H152V57H154V55H156L155 53L152 55V52L153 51H155V49H156V47H158L159 45H160V43L162 42V38H164L165 37V35L163 36H161L160 38L162 39H158L157 37H156V32L157 31H159L160 30V28L157 30V28H158V26L160 27L161 25ZM202 23L201 22H198L197 23V25H196V27L197 26H199V25H201ZM250 24V25H249ZM254 24V25H253ZM144 25V26H143ZM181 25H182V27H181ZM246 25V26H245ZM155 26H156V28H155ZM175 26V27H174ZM202 27L201 28H204V26H206V25H201ZM59 27H60V29L62 30V28H63V26H62V24H60L59 25ZM106 27V26H105ZM196 27H194V28H192L191 29V32L192 31H194V29L196 28ZM223 27H225V28H223ZM4 28V30H5V28H6V30L7 31H3L2 29ZM9 30H8V29ZM238 28V29H237ZM99 29V28H98ZM180 31H179V30ZM200 29V28H199ZM260 29V30H259ZM156 30V31H155ZM248 30V31H247ZM2 31H3V33H2ZM10 33H9V32ZM168 31V30H167ZM5 32L7 33L8 32V34H5ZM102 32H103V34H102V36H100L99 37V42H98V44L99 43H101V41H104L103 40V38H104V34H106L107 32H108V29H102ZM144 32V33H143ZM258 32H261V33H258ZM28 33V34H27ZM46 33V34H45ZM212 33V34H211ZM247 34V35H246ZM25 35V36H24ZM31 37H30V36ZM45 35V36H44ZM114 35V36H115ZM8 36V37H7ZM85 36V35H84ZM86 36H87V33H86ZM156 37V38H155ZM35 38V39H34ZM141 38V39H140ZM157 39V40H155V39ZM190 39H192V38H190ZM164 40H166V39H164ZM163 40V41H164ZM193 40V39H192ZM192 40H189L190 41V43L192 44ZM106 41V40H105ZM109 41H111V39H109L108 41H107V43L109 42ZM160 42V43H159ZM173 42L175 43V44H173ZM217 42V43H216ZM248 42H253V45L254 44H256V46L254 47V48H252V49H249V44H248ZM143 43V44H142ZM153 44V46L151 47L150 45H152ZM189 43V44H190ZM207 43H209V44H207ZM211 43H213L212 45H211ZM216 43V44H215ZM81 44V43H80ZM136 45V46H138V47H140L141 48V52H138V53H140V55H141V57L140 58H138V59H130V58H132V54H133V52H132V50L134 49V45ZM159 44V45H158ZM8 45V46H7ZM20 45V46H19ZM170 45H172V46H170ZM210 45V46H209ZM57 45H54V51H55V53L58 55V58L60 59V60H63L64 58V62H65V65H67L68 63V65L71 67V65L74 67H76V65L81 61V57H82V54H76V55H74L73 54V52H74V49L73 50H70V51H68L67 53H60V48H58V46L56 47ZM95 47V49L98 47V45H97V43L94 45ZM215 46V47H214ZM148 47H151V48H148ZM8 48H9V50H8ZM57 48V49H56ZM82 48V47H81ZM151 49V51L150 52H147L148 54H144L143 55V52L145 51V49ZM203 48H205V49H203ZM115 49V50H114ZM7 51V52H6ZM143 51V52H142ZM169 51H170V53H169ZM192 51V49L189 51V52H191ZM225 50H223V52H224ZM131 52V53H130ZM36 53V54H35ZM174 53H176V54H174ZM10 54V55H9ZM221 54V53H220ZM219 54V55H220ZM35 55V56H34ZM61 55V56H60ZM67 55V56H66ZM167 55H169V56H171V57H169V56H167ZM194 55H195V57L197 58H195L194 57ZM23 56V57H22ZM75 56V57H74ZM19 57H21V59L19 58ZM167 57H169V60H168V58ZM191 57H192V60H191ZM211 57L209 58L210 60H211ZM5 58V59H4ZM14 58H15V60H14ZM145 58V59H144ZM171 58V59H170ZM196 59V60H193V59ZM220 58H221V61H222V63L225 61V59H226V57L223 55V54H221V56H220ZM23 59V61H22V66H20L21 65V63H19L18 61H21ZM27 59H29V60H27ZM70 59H72V60H70ZM141 59V60H140ZM33 60V61H32ZM74 60V61H73ZM214 60V59H213ZM208 61L209 63H213L214 61ZM14 61V62H13ZM78 61V62H77ZM162 61L164 62V64L162 63ZM171 61H173V62H171ZM190 61H191V64H189L190 63ZM220 61V62H221ZM171 62V63H170ZM195 62V63H194ZM206 62V61H205ZM15 63V64H14ZM159 63H161V64H159ZM30 64V65H31ZM159 64V65H158ZM221 64V63H220ZM14 65L15 66H20V67H18V68H15L14 67ZM29 65V64H28ZM143 65V66H142ZM111 66V67H110ZM145 66V67H144ZM219 66H221V65H219ZM191 67H192V71H190V72H187L188 70H189V68L191 69ZM206 67V68H205ZM77 68V67H76ZM110 68V69H109ZM129 68V67H128ZM150 68V69H149ZM29 69V70H28ZM66 69V68H65ZM93 69V70H94ZM202 69V70H201ZM230 69V70H229ZM25 70H28V71H31V68H26ZM57 70V69H56ZM50 71V69L49 70H39V71H37V73H36V76H37V79L39 80V83H37L36 85L38 86H36L34 89H33V92L32 91H30L28 94L30 95V93H33L32 95L34 96V98H37V103H39V104H37V109L39 110L38 111V115H41V113H42V116H39V118L41 117V119L42 120H46V117L47 116H50V123H49V125L47 126V127H49V129L48 130H46L45 132L43 131V132H41V133H38V132H36L35 133V131L33 132L32 130L30 131V130H25V132H24V130H23V133H24V135L23 136H21V132L20 133H18L17 132V130H14V134H13V136L11 135V133L10 134H5L4 133V135H2V136H0V161L1 162H5L4 164V166L2 167V169H0V171H1V177L2 178H0V189L2 190L1 192V194H0V211H2V212H0V218H2V219H0V221H5L6 219H8L9 218V220H6L5 222H0V224H1V229H2V231H0V233L2 234V235H4V234H6L5 236H6V240H9V238H12L16 233V226L18 225V224H16V225H14L15 223H16V221H11L10 220V217H9V215H8V209H7V205H11V204H15V199L18 197V196H20L22 193H23V191H22V189L20 188V183L21 182H23L24 181V178H25V173H29L30 174V178H29V184L28 185H31V183L33 182V181H44L50 174H53L55 171V173L58 175V177H57V180L56 181H58V178H59V181L61 180V181H67L68 180V174H69V169H68V167H66V165H67V162H69L68 161V159L69 158H71L70 160H72L73 158H75L74 160H75V162H78V161H80L79 163H80V165L83 167H85V166H88L86 169L84 168H82L81 166L80 167H78V177L77 178H74V179H69V180H73V181H82V185L84 186L85 185V182H88V181H93V186L91 187V196H90V200H89V202H88V205H86L84 208H83V210L82 211H85V212H82V211H79V213H80V215L79 216H82V215H84V214H87L86 216L88 217V219H77V218H75L72 222H71V233H72V235L73 234H76V235H73L72 237L73 238H71L70 239V243L68 242L67 243V245L65 246V247H63L64 248V251H65V253H69L70 255H72L74 252H77L78 250H82V253H83V257L84 258H86V257H88V259H89V261H88V263H83V259H80V260H78V263H74V264H96L99 260H100V256L102 255H104V253L105 252H107V253H109V254H111V253H113L114 254V252H113V247H117L118 246V248L119 247H121V248H123V247H125V246H123V242H120V241H122V240H125V241H127V243H126V246H128V245H130V244H133V245H139V237H138V235H135V234H133L132 233V231H128V230H126L125 228H120V227H115L116 225H115V223L118 221V219H120V212H121V210L124 208V209H127V208H129V209H132V208H134V207H136L137 206V208H138V206L140 205V203L141 202H139V199H138V197L136 196V195H132L130 192H128L129 190H126V189H121V190H119V191H122V192H115V191H112L111 189H110V187L111 186H108L109 184L110 185H112V181H109V179H111V177H112V173H113V170L111 169H109V168H107V167H105L104 168V165H103V162L104 161H106V162H108L109 163V161L111 162H114V160L115 161H117V160H119L120 158H121V160H119V161H121L122 162V159H123V162H126V160L128 159L129 160V158L128 157H125V161H124V156H122L120 153L119 154H115V155H112L113 157L111 158L110 156L109 157H107L106 155H105V153L103 152V153H101L100 154V156H98V159L97 160H95V166H94V163H92V165H90V163H88V162H90L89 160L91 159V160H93L94 158H95V155L93 154V153H95V154H97V153H99L101 150H96V149H88V151L86 152L84 149H78L77 147H76V145H72V147H70V148H67V149H65L66 150V155L67 154H69L70 156H73V157H70L69 155H67V157H66V159H67V161H65L64 163H62V162H60V161H58L57 162V160H55L54 159V154H55V152H61V150L60 149H58L59 148V143L61 142V140H62V138H64V135H59V136H57L56 138L57 139H55L54 138V136L52 135V133H53V130H55V129H57V128H60V129H64V132L66 133V134H70V131H69V129L68 128H71L72 127V125H74L73 123H74V120L73 119H67V118H65L66 116L64 115H61L60 113H57V111H61V110H63L62 112H64V113H66L68 110H69V108L71 107V104L69 105V106H67L65 109H62V106H63V103H61L60 105L58 104V100H57V97H55L56 96V94L57 93H60V91L63 93V91L65 92V91H67L68 90V88H69V84H70V81H68V79L66 80L67 82H66V85H64L63 84V79H64V76L67 74H64L63 75V77H61L62 76V73L64 72L63 70L62 71ZM92 70V71H93ZM116 70H118V71H116ZM132 70H134V67H132ZM200 70V71H199ZM13 71H15L16 72V74H17V80L15 81V79H14V77H16V75L15 76H13L14 75V72ZM174 71H175V73H176V75H174L175 73H174ZM195 71V75L193 76V78H192V81L190 82V84H189V82H187L186 83V79H184L183 77H182V75H181V72H185V74L187 75V74H191V72H194ZM209 72L208 74L206 73V72ZM246 71V72H245ZM7 72V73H6ZM65 72H67V71H65ZM117 72V73H116ZM157 72H158V74H157ZM173 72V73H172ZM108 73V74H107ZM119 73V74H118ZM154 74V75H152V74ZM166 73V74H165ZM52 74V75H51ZM132 74H134V72L132 73ZM177 74H178V76L179 75H181V76H177ZM52 76L53 77V83L52 84H50V85H48V84H46V83H42L41 81H44L43 79L45 78V79H47L49 76ZM108 75V76H107ZM152 75V76H151ZM174 75V76H173ZM209 75V76H208ZM240 75H242V73L240 74ZM2 76V77H1ZM23 76H24V74H23ZM110 76V77H109ZM134 76H136V75H134ZM148 76H149V78H148ZM206 76V77H205ZM253 76V77H252ZM140 77V79H143V78H141ZM147 79H146V78ZM225 77V78H226ZM25 79L27 78V77H24ZM41 78V79H40ZM178 78V79H177ZM203 78V80H201ZM108 79H112L109 83H108ZM151 79V80H152ZM169 79V80H168ZM182 79V80H181ZM252 79V80H251ZM119 80V81H118ZM167 80V81H166ZM180 80V81H179ZM261 81H264V79L263 80H261ZM167 82V83H166ZM170 82V83H169ZM184 82V83H183ZM169 83V84H168ZM241 83V84H240ZM40 84V85H39ZM139 84H141V82L139 83ZM174 86H173V85ZM207 84V85H206ZM240 84V85H239ZM20 85V83L18 84V86ZM108 85V86H107ZM117 86V89L115 90V92H111V91H109L110 90V87L111 86ZM171 85V86H170ZM239 85V86H238ZM242 85V86H241ZM25 86V88H26V85H24ZM68 86V87H67ZM156 86V87H155ZM161 86V87H160ZM182 88H181V87ZM247 86V87H246ZM106 87H107V89H106ZM225 87V88H224ZM262 87V88H261ZM143 87H140V89H142ZM260 88L262 89V92H261V96H263L264 97V85H261L260 86ZM45 89V91L43 92L42 90H44ZM64 89V90H63ZM139 89V95H141V94H144V96H146L147 95V93L148 92H145V88L143 89V90H140ZM153 89V90H152ZM203 89V90H204ZM216 89V88H215ZM50 90V91H49ZM97 90V91H96ZM101 90V91H100ZM157 92H156V91ZM243 90V91H242ZM41 91V92H40ZM118 91V93H117V96L116 97H114L112 94L114 93H116ZM160 91V92H159ZM111 92V93H110ZM36 93V94H35ZM39 93V94H38ZM101 93V94H100ZM136 93H138V91L137 92H134L133 93V95H136ZM160 95H159V94ZM227 93H229V94H227ZM42 94V95H41ZM49 94V99H48V101H45L44 99H45V97L47 96ZM146 94V95H145ZM197 94V93H196ZM231 94V95H230ZM263 94V95H262ZM41 95V96H40ZM62 95V94H61ZM105 95V96H104ZM157 95V96H156ZM36 96V97H35ZM44 96V97H43ZM144 96H143V98H144ZM162 96V97H161ZM172 96L173 97H175L176 95L175 94H172ZM230 96V97H229ZM233 96V97H232ZM260 96V97H261ZM32 97V96H31ZM65 97V96H64ZM138 97V96H137ZM136 97V98H137ZM197 98L199 97V93L197 94V96H196ZM215 97H216V95H212V99L213 100H215ZM24 98H28V99H30V97H24ZM33 98V99H34ZM110 98H111V100H110ZM154 98H152L151 97V99H148V100H150V101H148V103L150 104H152V102H155V100L154 101H152L151 102V100L152 99H154ZM168 98H169V96H168ZM170 98H171V96H170ZM27 99V100H28ZM101 99V100H100ZM119 100H121L120 98H119ZM253 101H255V99H253ZM47 102V103H46ZM125 102V101H124ZM146 102H147V100L145 101V102H143L142 103V105L144 106V105H146V106H149V104L147 103L146 104ZM191 102H192V104H191ZM230 103V104H231ZM134 104V106H136V107H138L139 106V104H136V102H134L133 103ZM57 105H59V106H57ZM138 105V106H137ZM116 106V107H115ZM123 106L124 107H128L129 106V104H128V102L126 101V103H124L123 104ZM197 106V107H196ZM212 106V107H211ZM103 107V108H102ZM157 108H155V106H154V110H153V112L154 113H151V114H148L147 116H145L144 118H143V121L144 122H148V123H155L156 121H158L159 120V116H158V109L160 108V105L159 106H156ZM203 107V108H202ZM105 108H107V109H105ZM115 108V109H114ZM228 108H230V107H228ZM254 108V109H253ZM67 109V110H66ZM74 109V108H73ZM112 111H111V110ZM155 109L157 110V113L155 112ZM98 110V111H97ZM211 112V113H210ZM248 112V113H247ZM252 113V114H254L253 115V118L252 119H246L247 117L249 118V113ZM37 113V112H36ZM177 113H178V106H177V101L175 100V101H173V104H171V106H170V108H169V114H171L168 118H172V124H175L176 125V123H175V121H176V115H177ZM247 113V114H246ZM113 114L116 116H113ZM152 114H153V116H152ZM156 114V115H155ZM102 115V116H101ZM151 115V117H149ZM62 116V117H61ZM258 116V117H257ZM260 116V117H259ZM34 117V116H33ZM33 117L31 118V120H29V122L30 123H33V122H35V121H33ZM113 117V118H112ZM190 117L192 118L191 120H190ZM230 117H231V115H230ZM69 118H71L70 116H69ZM146 118H148V119H146ZM258 118V119H257ZM107 119V120H106ZM145 119H146V121H145ZM189 119V120H188ZM261 119V120H260ZM71 120V121H70ZM106 122V123H105ZM196 122V121H195ZM213 122H214V124H213ZM230 122H232V121H229V123ZM66 124V125H65ZM68 125V126H67ZM192 125V126H191ZM216 125V124H215ZM68 128H67V127ZM248 126V127H247ZM260 127V129H259V134L257 133V127ZM46 127V128H47ZM100 127V126H99ZM217 127H220V126H217ZM230 127V128H229ZM66 128V129H65ZM165 128V126L163 127V129ZM13 128H11L10 127V131L12 130ZM52 130V131H51ZM166 130H168L167 129V127H166ZM211 130V131H210ZM261 131V132H260ZM223 132V133H222ZM17 133V134H16ZM32 133H34V134H32ZM102 133V132H101ZM165 133V131L164 132H162V134H164ZM210 133V134H209ZM234 133V134H233ZM237 133V134H236ZM261 133V134H260ZM19 134H20V137H19ZM107 134V133H106ZM106 134H102V136H106ZM6 135V136H5ZM198 135V134H197ZM88 136L90 137V134H88ZM85 137L86 139H88L89 137ZM189 135H187V137H188ZM41 137L43 138L42 140H45V142H44V148H43V146L41 147L39 144H41V143H43V141L41 140ZM53 137V138H52ZM111 139H113V138H115L116 136L115 135H111V136H109ZM108 137V140L110 139ZM125 137V136H124ZM198 137L199 136H197V137H195L194 139L192 138L191 140H190V144H194L195 142H196V140H198L199 142H198V144L201 142L200 140H201V138L200 139H198ZM237 137V138H236ZM239 137V138H238ZM259 137V138H258ZM4 138V139H3ZM25 138V139H24ZM6 139V140H5ZM110 139V140H111ZM209 139V140H210ZM223 139V140H222ZM47 140V141H46ZM53 140V141H52ZM222 140V141H221ZM226 140V141H225ZM230 140V141H229ZM233 140V141H232ZM261 140V139H260ZM7 141V142H6ZM42 141V142H41ZM55 141V142H54ZM195 141V142H194ZM41 142V143H40ZM49 142L50 143H54V147L56 148L55 149V152H54V154H52V152L53 151H49V152H47L48 154H45V153H43L42 151H41V149H43V151L48 147V145L47 144H49ZM58 142V143H57ZM100 145H104V146H102V147H108L109 148V146L111 147V144H108V143H106V144H104L102 141H97ZM102 142V143H101ZM193 142V143H192ZM57 145H56V144ZM46 144V145H45ZM253 144V145H252ZM261 144V143H260ZM259 144V145H260ZM15 145V146H14ZM39 145V146H38ZM56 145V146H55ZM108 145V146H107ZM125 146H127V145H120V149L122 148V149H125L126 147ZM241 146V147H240ZM130 148H134L135 147V145H134V143L133 144H131V146H129ZM74 148H75V150H74ZM119 148V147H118ZM252 148V149H251ZM76 149L78 150V151H76ZM239 150H237V151H239ZM256 150V151H255ZM259 150V152H257ZM84 151V152H83ZM93 151V152H92ZM42 152V153H41ZM78 152V153H77ZM71 153V154H70ZM84 153H85V155H84ZM92 153V154H91ZM158 152H156V153H149L148 155H147V157L145 156V157H140L139 159H136V162H137V165L139 166V169L137 170V173L135 174V175H138V172H139V175H138V177L136 176V178H140V175L142 174L141 173V171H142V169H141V166H140V164H141V162H143V161H148L149 160V158H150V160L149 161H151L152 159V155H154L155 157H156V160L158 159V161H159V158H160V155H158L157 154ZM38 154H40V155H38ZM88 154V155H87ZM258 154V155H257ZM10 156V158L8 159V160H6V158L5 157H7V156ZM53 155V156H52ZM76 155V156H75ZM78 155V156H77ZM158 157H157V156ZM12 156V157H11ZM38 156V157H37ZM44 156V157H43ZM89 156V158H88V160H87V157ZM37 157V158H36ZM40 157V158H39ZM84 158V159H82V158ZM242 157V158H243ZM259 157L261 158V154L259 155ZM93 158V159H92ZM117 158V159H116ZM39 159V160H38ZM82 161H81V160ZM101 159V160H100ZM133 159V158H132ZM131 158H130V161H128V162H133V160H132ZM184 159H182V161H183ZM52 161V162H51ZM86 161V162H85ZM96 161H98V162H96ZM119 161H117V162H119ZM148 161V162H149ZM239 161V162H238ZM43 162V163H42ZM60 162V163H59ZM84 162V163H83ZM138 162H140L139 164H138ZM247 162V163H246ZM62 163V164H61ZM98 165H97V164ZM240 163V164H239ZM85 164V165H84ZM87 164H89V165H87ZM101 164L103 165V166H101ZM170 164H167L166 165V168L168 169V170H170V172H171V174H175V172L176 173H179L180 172V170L178 169V168H180L179 167V165L178 166H176V167H178V168H175V170H174V168H172V165H170ZM231 165V166H230ZM38 166V167H37ZM61 166V167H60ZM101 166V168H99V167ZM130 166H132V165H130ZM129 166V167H130ZM247 166V167H246ZM62 167H64V169H62ZM127 168V170H129L130 168ZM150 167V168H149ZM151 167H152V165H150V166H148V167H146V169H151ZM171 167V168H170ZM244 167H245V169H244ZM36 168V169H35ZM40 168V169H39ZM59 168V169H58ZM152 168H154V167H152ZM55 169V170H54ZM61 169V170H60ZM103 169V170H102ZM171 169H173V170H171ZM231 169V170H230ZM59 170V171H58ZM81 170V171H80ZM85 172H84V171ZM110 170V171H109ZM63 171V172H62ZM154 171V170H153ZM153 171H151V172H153ZM231 171V172H230ZM59 172V173H58ZM82 172V173H81ZM229 172V173H228ZM20 173V174H19ZM54 173V174H55ZM61 173V174H60ZM66 173V174H65ZM158 173V172H157ZM159 173H161V170H159ZM145 174H147V173H145ZM63 175V176H62ZM95 175H97V176H95ZM125 175H127V171L125 172ZM165 174H162L161 176L164 178V180H162V177L160 176V180L157 182V186H160V183H161V189H165L166 191L163 193V194H160V195H158V201H157V203L155 204V206L153 207V212L152 213H150L149 214V216H147L146 217V220H143L142 222H141V224L143 225V224H146L147 222H151V223H149V225L147 224V227L149 228V227H151L154 223V221H157V220H161V221H164L165 219V214H163V212H164V206L166 205V207L168 208V210L170 211L169 212V214H171V217H170V219H169V225L167 226L168 228H166V230H165V232H168V235L170 234L171 235V238H176V236L178 237L179 235L177 234L178 233V228H176L177 227V224H174L175 222L173 221V219L172 218H176V221H182L181 223H183L184 224V222L186 223H190V225H192L193 223H195V219L197 220V219H199V217H196L195 215V217H192L191 215H190V213L188 212V213H186L187 212V207H188V205H191V204H188L187 206H186V204H187V199L188 198H192V199H194L193 197H187V199H186V201L183 203V205H181V207L178 209V211H175V208L177 207V204H176V202H178L179 200H177V199H179L178 198V195L175 197V198H173L174 197V193H173V190H174V186H175V181H172V180H170V179H167L168 177L166 176H164ZM188 175H190V174H188ZM235 175V176H234ZM147 176H150V175H147ZM178 176V175H177ZM177 176H175V180H177L178 179V177ZM61 177H64V178H61ZM108 177V178H107ZM110 177V178H109ZM151 177H153V175H151ZM189 177V176H188ZM238 177V178H237ZM34 178V179H33ZM79 178V179H78ZM39 179V180H38ZM65 179V180H64ZM142 179H143V177L140 179V182L142 181ZM259 179V178H258ZM102 180V181H101ZM214 180H216V179H214ZM213 180V181H214ZM85 181V182H84ZM97 181V182H96ZM104 181V182H103ZM107 181V182H106ZM124 181V180H123ZM133 183L135 184L136 183V181L137 180H134L133 179ZM161 181V182H160ZM212 181V187H211V195H212V198H213V200L215 199V197L217 196V195H219V191H217L216 189H218V187H217V182H213ZM219 181H220V179H219ZM100 182V183H99ZM106 182V183H105ZM166 183L165 184V187H163V184L162 183ZM24 183V182H23ZM40 183H38L37 184V186L39 185ZM106 184V185H105ZM133 184V185H134ZM214 184V185H213ZM221 184H223V183H221ZM40 185H42V183L40 184ZM96 185H97V187H96ZM103 185V186H102ZM169 185V186H168ZM170 185H171V187H170ZM101 186H102V188H101ZM232 187V189H231V187ZM109 187V188H108ZM101 188V189H100ZM136 188V186H134V189ZM38 189L39 188H35L33 191H32V197L34 198V196L36 195L35 194V192H38ZM96 189V190H95ZM99 189V190H98ZM197 189V188H196ZM231 189V190H230ZM97 190H98V192H97ZM105 190V191H104ZM109 190V191H108ZM229 190V191H228ZM4 191V192H3ZM201 191H203V190H201ZM34 192V193H33ZM110 192V193H109ZM113 192V193H112ZM100 193V194H99ZM129 193V194H128ZM195 193V192H194ZM12 194V195H11ZM19 194V195H18ZM99 194V195H98ZM110 195V196H108V195ZM117 194V195H116ZM227 194V195H226ZM229 194V195H228ZM5 195V196H4ZM67 198L69 199V197L68 196H71V194L69 193V192H67ZM99 197H98V196ZM106 195L108 196V198H106ZM119 195H121V196H119ZM220 195H222V193H220ZM12 196H13V198H12ZM17 196V197H16ZM97 196V197H96ZM119 196V197H118ZM166 196V197H165ZM226 196V197H225ZM15 197V198H14ZM21 197V196H20ZM103 197H105V198H103ZM127 197V198H126ZM172 197V198H171ZM195 197V196H194ZM263 197V198H262ZM11 198V199H10ZM97 198H99V199H97ZM51 199V200H50ZM126 199V200H125ZM135 199V200H134ZM137 199V200H136ZM191 199V200H192ZM222 199V200H221ZM259 199V200H258ZM48 200V201H47ZM46 201L45 200H41L40 201V199H36L35 198V200H33V207L34 208H36V212L37 213H39V214H35V217H34V220H32V222H33V224L34 225H36L35 227L37 228V227H39V226H43L42 224H41V222H44L47 218V216H48V214H49V209H47L51 204V202H53L52 200H53V197L51 198H48ZM100 201V203H102V209H100L99 211H102L103 212V214L106 216V221H105V226H106V229H104V231L103 230H92V227H94L96 224H97V222H99L100 220H101V218H100V212L98 213V214H96L95 213V209L97 208V201ZM103 200V201H102ZM114 200H116V202L114 201ZM118 200V201H117ZM216 200V201H217ZM108 203H107V202ZM112 201V202H111ZM10 202V203H9ZM47 202V203H46ZM69 202H71V201H69ZM91 202V203H90ZM118 202V203H117ZM210 202V203H209ZM99 203V204H100ZM37 204V205H36ZM48 204V205H47ZM136 204V205H135ZM215 204V203H214ZM214 204H212V206H210L211 208L210 209H212L213 207H214ZM3 205H4V207H3ZM58 205V204H57ZM93 205V206H92ZM101 205V204H100ZM104 205H107V206H104ZM116 205V206H115ZM135 205V206H134ZM207 206L206 207H209V205H211V201L209 200V201H207V204H206ZM228 205V206H227ZM229 205H230V207H229ZM36 206V207H35ZM39 206H41L40 207V210H39ZM42 206H43V208H45V209H43L42 208ZM47 206V207H46ZM73 206V204L71 205V207ZM158 206V207H157ZM186 206V207H185ZM2 207V208H1ZM94 207H95V209H94ZM120 207H121V209H120ZM132 207V208H131ZM235 207V208H234ZM256 208H257V210H256ZM260 208V209H259ZM7 210V211H6ZM48 210V211H47ZM172 210H173V212H172ZM216 210V209H215ZM236 210V211H235ZM252 210V211H251ZM39 211V212H38ZM42 212V214H41V212ZM137 211V210H136ZM175 211V212H174ZM195 212H194V214H198L199 212H200V209L199 210H194ZM199 211V212H198ZM238 211H240L239 212V214L240 213H242V214H240L239 215V217H238V221H240V222H236V223H233L234 225H233V227H235V228H233V232L232 231H230L229 233H227V231H226V229H225V227L227 228V226H228V224H230L236 217H237V215L238 214H236ZM6 214H5V213ZM101 212V213H102ZM106 212V213H105ZM184 212V213H183ZM253 212H256V217L255 218H253L254 216L252 215L253 214ZM3 213V214H2ZM47 213V214H46ZM84 213V214H83ZM94 213H95V215H94ZM234 213V214H233ZM41 214V215H40ZM155 214V215H154ZM250 214H251V216H250ZM7 217H6V216ZM4 216V217H3ZM119 216V217H118ZM241 216V217H240ZM136 216L134 215H132L131 216V218H132V220H135L136 218H135ZM216 217H218V216H216ZM216 217H214V218H216ZM260 217L262 218L261 220H260ZM4 218V219H3ZM37 220H36V219ZM42 219V221H41V219ZM44 218V219H43ZM65 218V217H64ZM64 218H62L61 219V222H64V221H62V220H65ZM96 218V219H95ZM134 218V219H133ZM186 218H188V219H186ZM110 219V220H109ZM78 220L80 221V222H78ZM85 220V221H84ZM122 220H125V222H130L129 221V219H128V217H126V218H122ZM190 220V221H189ZM89 221V222H88ZM116 221V222H115ZM191 221H193V222H191ZM209 221H208V224L209 225H211L210 223H209ZM258 221H260V222H258ZM40 222V223H39ZM78 222V223H77ZM137 222V221H136ZM138 222H139V220H138ZM196 222H198V221H196ZM217 222V223H216ZM235 222V221H234ZM2 223L4 224V225H2ZM12 223V224H11ZM90 223V224H89ZM120 223V225L122 224V222H119ZM161 223H164V222H161ZM46 224V226H45V228L47 229V230H49L50 229V227H48V223H45ZM81 224V225H80ZM139 224V223H138ZM140 224V226L139 225H136L137 226V228L139 229V228H141L142 227V225ZM195 224H197V223H195ZM12 225V226H11ZM75 225V226H74ZM78 225H79V227H78ZM92 225V226H91ZM119 225V226H120ZM123 225V224H122ZM190 225H188V229H189V226ZM91 226V227H90ZM156 226H157V224L154 226L155 228H156ZM78 229H77V228ZM87 227V228H86ZM89 227V228H88ZM5 230H7V231H5ZM13 228V229H12ZM45 228L43 229V231L42 232H44V231H46L45 230ZM98 229H100V228H98ZM110 229V230H109ZM154 229V228H153ZM169 229V230H168ZM225 229V230H224ZM247 229V230H246ZM4 230V231H3ZM74 230H76V231H74ZM92 230V231H91ZM177 230V231H176ZM244 230V231H243ZM103 232V234H101L102 232ZM229 231V230H228ZM247 231V232H246ZM6 232V233H5ZM77 232V233H76ZM97 232V233H96ZM99 232V233H98ZM115 232H118L117 233V235L116 234H114ZM121 232H124V233H122L121 234V236H120V234L119 233H121ZM219 232V233H218ZM128 233H130V234H128ZM214 233V234H213ZM1 234H0V236H1ZM11 234V235H10ZM230 234V235H229ZM252 234V235H251ZM8 235V236H7ZM10 235V236H9ZM113 235H116V236H113ZM119 235V236H118ZM169 235V236H170ZM197 235H199V234H195V239L196 240H199L200 239V236L198 237ZM9 237V238H8ZM99 237V238H98ZM122 237V238H121ZM186 237H188V236H186ZM260 237V238H259ZM228 238H231V239H228ZM257 238H259V242L257 243ZM207 239H208V237H206V241H207ZM228 239V240H227ZM33 240V239H32ZM111 242H110V241ZM129 240V241H128ZM181 240H184V238H181L179 241H178V243H179V245H184V246H186V248L187 249H185L182 253H186V254H184L185 256H187L188 255V257H185L184 258V260L182 261L183 263H185L187 260H189V255H190V253L191 252H189V248H190V241H187L188 242V244H184L183 242H180ZM213 240H214V242H213ZM135 241V242H134ZM228 241H230V244L227 246L226 244H227V242ZM6 242V241H5ZM5 242H3L2 243V247L3 248H5L6 247V244H4ZM111 243V244H109V246H111V247H107V248H102L105 244H107V243ZM243 243V244H241V245H239L238 246V244L239 243ZM252 242V243H251ZM254 242V243H253ZM201 243L203 244V245H201ZM210 243V244H209ZM219 243H221V245L220 246H218L219 245ZM251 243V244H250ZM261 243V244H260ZM22 244L23 245H21V247L20 248H24V250H26L27 251V255L26 256H24V252H22L23 250L22 249H20L19 248V250H21L20 251V253L18 254V257L16 256V258H15V253L13 254V253H10V254H8V255H6V256H4L5 257V259H4V261L2 260V261H0V264H3V262H6V264H34L35 262H36V256L39 254V252L41 251V250H39V249H37L36 251H33L32 252V250H33V248H35V243H33V248L31 247V246H29V245H26V244H24V241L22 242ZM86 244V245H85ZM101 244V245H100ZM206 244V245H205ZM251 245V247L249 248V246L248 245ZM253 244V245H252ZM69 245V246H68ZM122 245V246H121ZM172 245V244H171ZM237 245V246H236ZM256 247H255V246ZM254 246V247H253ZM172 247V250L170 251V252H172V255H171V257L172 258H175L176 256H177V254H175L176 252L174 251V249L173 248H175V247H173V245L171 246ZM248 247V248H247ZM61 249V247H55L54 248V250H52V256L54 255V258L56 259V257L58 256V254H59V250ZM66 249V250H65ZM78 249V250H77ZM101 249V250H100ZM108 249L109 250V252H108V250L106 251V250ZM90 250V251H89ZM29 251V252H28ZM89 251V252H88ZM105 251V252H104ZM204 251V250H203ZM241 251H243V252H241ZM1 252V251H0ZM226 252V253H225ZM31 253V254H30ZM239 253V254H238ZM81 254V253H80ZM212 254V253H211ZM30 255V256H29ZM230 255H232V256H230ZM113 256V259L114 258H116V260H115V263L116 264H122L120 261H122V260H119L120 259V257H119V254H116L115 255V257H114V255H112ZM230 256V257H229ZM246 256V255H245ZM255 256V257H254ZM257 256V257H256ZM28 258V259H27ZM54 258H53V260H54ZM59 258H61V257H59ZM245 258V257H244ZM111 259H112V257H111ZM251 260V261H250ZM23 261V262H22ZM175 261L177 262V261H179L178 260V258H176L175 259ZM53 262V261H52ZM52 262H49V264H55V262L54 263H52ZM239 262H241V260L239 261ZM46 264V263H45ZM48 264V263H47ZM171 264H174V262H172ZM186 264V263H185Z\"/></svg>",
	"mask_w": 264,
	"mask_h": 264
}]
</instances>
